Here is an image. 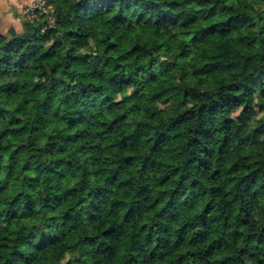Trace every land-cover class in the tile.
Masks as SVG:
<instances>
[{
    "label": "clouds",
    "instance_id": "1",
    "mask_svg": "<svg viewBox=\"0 0 264 264\" xmlns=\"http://www.w3.org/2000/svg\"><path fill=\"white\" fill-rule=\"evenodd\" d=\"M0 264H264V0H0Z\"/></svg>",
    "mask_w": 264,
    "mask_h": 264
}]
</instances>
